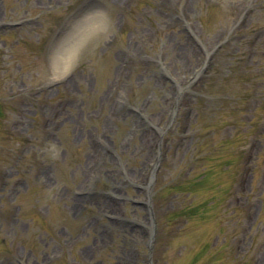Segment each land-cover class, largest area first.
Returning <instances> with one entry per match:
<instances>
[{
    "label": "rangeland",
    "instance_id": "obj_1",
    "mask_svg": "<svg viewBox=\"0 0 264 264\" xmlns=\"http://www.w3.org/2000/svg\"><path fill=\"white\" fill-rule=\"evenodd\" d=\"M78 1L0 0V264H264V0H94L57 68Z\"/></svg>",
    "mask_w": 264,
    "mask_h": 264
},
{
    "label": "bare ground",
    "instance_id": "obj_2",
    "mask_svg": "<svg viewBox=\"0 0 264 264\" xmlns=\"http://www.w3.org/2000/svg\"><path fill=\"white\" fill-rule=\"evenodd\" d=\"M85 12L81 15L82 18H84ZM75 22H76V20L74 21L72 27L74 26ZM72 27L69 30H67L64 33V35L61 37V39H60L59 43L57 44V47H56V49L54 51L53 61L56 63L57 68H58L59 65H65V67H66L70 63L68 60L70 58L72 59V55H73V52H74L72 50V46L68 47V54H66L63 58H59V53L61 52V49L65 47V45L67 44V40L70 37ZM66 59H67V63L65 62ZM63 71H65V70H63ZM63 71L59 70L60 73H62ZM108 203H110V201H105V203L103 205H106Z\"/></svg>",
    "mask_w": 264,
    "mask_h": 264
}]
</instances>
